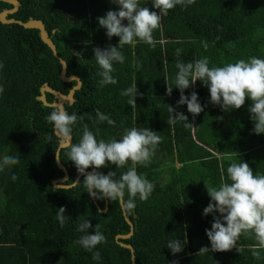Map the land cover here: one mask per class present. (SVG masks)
Returning <instances> with one entry per match:
<instances>
[{"label": "trees", "instance_id": "obj_1", "mask_svg": "<svg viewBox=\"0 0 264 264\" xmlns=\"http://www.w3.org/2000/svg\"><path fill=\"white\" fill-rule=\"evenodd\" d=\"M18 1L17 11L7 18L41 20L58 55L67 63V76L76 75L81 80L73 103L64 104L70 115L83 116L72 125L73 143L82 139L85 126L98 142L120 140L133 127L149 128L162 137L151 162L136 166L138 175L153 183L154 191L147 201L137 196L135 209L125 210L133 233L119 239L133 246L136 264H264V250L260 259L254 258L248 246L255 242L242 238L237 242L239 252L210 250L205 230L211 229L213 220L210 214H203L209 201L199 187L184 184L182 172L177 171L195 160L213 161L209 168L215 166L217 174H203L202 179L217 188L221 184L217 178L232 162H247L254 175H264V133L253 131L251 100L246 99L238 110H222L210 102L209 88L198 80L184 91L189 97L192 91L197 92L204 107L193 117L186 104L177 105L180 90L175 87L178 60L194 63L207 58L212 68L251 57L264 59V0H196L187 7L177 5L162 18V27L153 32L155 47L138 41L135 46L120 48L125 60L113 64L117 83L103 86L102 69L93 49L118 47L119 37L109 40L97 18L119 6L111 0ZM140 6L158 11L152 0H140ZM10 8V3L0 0V12ZM0 64V86L4 88L0 94V160L4 155L20 156L19 164L0 172V264H131L129 249L115 238L130 230L121 205L96 199L99 208L106 209L101 212L86 192L84 175L80 184L66 193L52 184L53 179L64 176L55 161L58 140L53 125L46 120L56 107L43 105L37 97L44 83L66 95L76 81L60 79L61 64L40 39L38 29L17 23L0 21ZM165 78L173 86L171 96L166 94ZM134 84L143 95L135 97L133 107L128 104L129 97L121 93ZM45 95L48 102L56 100L52 93ZM168 106L183 112L193 127L186 128L183 122L168 124ZM96 109L115 125L99 122ZM68 151L62 148L59 159L67 169V184H71L79 173L67 160ZM176 162L182 166L177 167ZM131 166L129 161L124 167L110 164L98 171L105 175L114 171L113 179L118 181ZM13 173L15 181L11 179ZM128 198L125 190L124 199ZM60 207H65L68 215L63 228L56 219ZM87 220L92 224L89 233L99 225L106 237V242L93 250L100 252L99 261L75 243L85 234L77 230L78 226ZM175 239H187V244L183 252L173 255L167 245ZM202 247L209 250L200 252Z\"/></svg>", "mask_w": 264, "mask_h": 264}, {"label": "clouds", "instance_id": "obj_2", "mask_svg": "<svg viewBox=\"0 0 264 264\" xmlns=\"http://www.w3.org/2000/svg\"><path fill=\"white\" fill-rule=\"evenodd\" d=\"M119 6L118 10H109L103 17H98L99 26L106 29L109 40L112 37H119V46H111L101 49H93L98 65L101 67V86L116 84L113 77L114 62L123 63L125 57L120 50L124 45L135 46L136 43L144 42L152 47L156 46L153 32L162 27V18L167 16L169 11L177 5L187 7L193 5L196 0H152V6L158 11H152L148 7L140 6V0H111ZM127 22L126 24L124 22ZM179 57L180 49L176 50ZM3 64H0V69ZM139 64H137V69ZM178 73L175 78V87L180 90V99L177 105H187V110L198 116L204 111V107L198 102V94L192 91L189 96L184 95L186 89L195 85L196 81H202L210 92V102L219 105L222 110L240 109L245 105L246 99L251 100L249 112L254 122V133L259 135L264 133V59L251 57L245 61L243 59L229 63L222 67H209L207 58L196 62L184 63L178 60L176 63ZM166 94L171 96L173 86L166 81ZM4 92L0 86V94ZM128 96V104L136 106L135 97L143 95L139 93L134 84L121 93ZM171 113L168 124L175 125L183 122L184 127H193L188 121V117L183 112H177L175 108L168 106ZM96 117L99 122L107 121L109 125H115V121L108 115L96 109ZM78 119L76 114H69L62 106H58L47 117L46 120L53 125V133L57 137L61 148L67 147V160L74 163L79 174L84 175V186L90 197L97 200L108 199L118 202L123 209L131 212L135 209V199L137 196L141 201H147L154 191V185L146 178L138 175L137 165L147 166L154 155V152L162 142V137L157 132L149 128H136L126 130L120 140L97 141L93 132L85 126L82 139L79 143L72 142L73 127ZM46 139L51 141L52 137ZM57 163L60 159L56 152ZM131 162V167L121 175L117 181L113 179L116 175L114 171H109L106 175L98 171L108 167L110 164L116 167H124ZM20 156L4 155L0 160V172L5 168H11L19 164ZM91 168V172L86 170ZM228 178L231 183L221 177L219 187L207 186L208 195L211 198L209 205L203 210L205 216L212 214L213 223L211 229H206V234L211 243V251L227 252L236 249L241 251L237 242L241 235L254 233L256 243L249 245L252 256L260 259V251L264 250V175H254L253 169L247 162H232L227 167ZM11 179L15 181L17 176L13 173ZM57 184L54 188L63 189L66 193L68 189L79 185L78 180ZM125 190L128 199L125 200ZM65 207H60L56 213V219L60 227L67 223L68 215H65ZM219 213V216L216 215ZM96 230L89 233L92 228L90 220L82 222L78 226V231L85 233L75 241L86 251L92 252L93 260L99 261L101 254L93 251L97 245L106 242V237ZM186 240L175 239L168 242L167 247L172 254L184 251ZM209 248L202 247L200 252H207ZM178 264V261L175 262Z\"/></svg>", "mask_w": 264, "mask_h": 264}, {"label": "water", "instance_id": "obj_3", "mask_svg": "<svg viewBox=\"0 0 264 264\" xmlns=\"http://www.w3.org/2000/svg\"><path fill=\"white\" fill-rule=\"evenodd\" d=\"M2 1L10 3L12 5V8L3 9L0 12V21L2 23H17V24H19V25H21V26H23L25 28L38 29L39 30L40 39L51 49L54 57H56L59 60L60 64H61V70L59 72L60 79L63 82L76 81L75 85H73L70 88V90L68 91V93L66 95L61 94L60 92H58V91L54 90L52 87H50L47 83H44L39 89L40 94L37 97L38 100H40L42 102V104L45 105V106L56 107V108L58 106H62L64 108V104L73 103V101H74V93H75L76 90H78L81 87V80L76 75L67 76V74H66L67 63H66V61L63 58H61L58 55L57 50H56V46H55L53 40L51 39V37H50V35H49L44 23L41 20L34 19V18H29L27 21H22V20L15 19V18H7L9 16V14H13L14 12L17 11L20 3H19L18 0H2ZM46 92L52 93L54 95V97L56 98V100L53 101V102H48L47 99H46V95H45ZM61 149L62 148L60 147V145L58 143L57 148H56V152L58 154V157H59V153H60ZM56 152H55V161H56V164H57L58 168L61 169L64 172V176L61 177V178H56V179L52 180V184H53L54 187L57 184H59L61 182H65L68 179V173H67V169L65 168V166L61 163V161H59V163H57ZM86 171L87 172H91L89 170H86ZM81 176H83V175L82 174H78L75 180L79 181ZM91 199L93 200V202L95 203V205L98 207V209L101 212H105L106 211L105 208L104 209L99 208V206H98V204L96 202V199L94 197H91ZM121 208H122V206H121ZM122 213H123V216H124L126 222L130 226V230H129V232L127 234H117L115 236V238H116L117 243H119L121 246L126 247V248L129 249L130 254H131V264H136L133 246L131 244L124 243V242L119 240L120 238H123V239L129 238L132 235L133 228H134L131 220L126 215L125 209H123V208H122Z\"/></svg>", "mask_w": 264, "mask_h": 264}, {"label": "rangeland", "instance_id": "obj_4", "mask_svg": "<svg viewBox=\"0 0 264 264\" xmlns=\"http://www.w3.org/2000/svg\"><path fill=\"white\" fill-rule=\"evenodd\" d=\"M212 163H213V161H210V160H208L206 162H200L198 160H195V162H191V164L185 163V168L183 170H177V171L182 172L181 173L182 182L184 184H187L191 188L199 187V189H201L202 195H204L208 199L209 203L211 202V198L208 195L206 185L211 186V183L209 184L208 180L204 181L202 179V175L207 174V173L211 174V175L217 174V170L215 169V166H213V168H209L210 167L209 164L211 165ZM176 166L180 167V166H182V163L176 162ZM222 176L224 177L225 181H227L228 183H231L230 179L228 178L227 172H225L224 174L222 172L220 173V176L217 178V183H218V180H221ZM221 182H222V180H221ZM216 215L219 216V213H216ZM210 217L213 220L212 214H210ZM240 238H242L248 242H255L256 243L254 233L243 234V235H241Z\"/></svg>", "mask_w": 264, "mask_h": 264}]
</instances>
